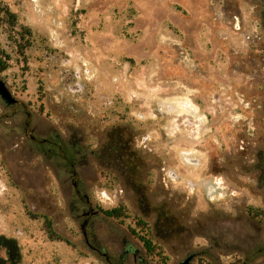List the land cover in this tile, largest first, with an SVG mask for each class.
<instances>
[{
    "label": "rangeland",
    "instance_id": "1",
    "mask_svg": "<svg viewBox=\"0 0 264 264\" xmlns=\"http://www.w3.org/2000/svg\"><path fill=\"white\" fill-rule=\"evenodd\" d=\"M82 63L71 108L56 90ZM0 79L53 142L30 144L0 103V236L15 264H106L83 243L70 164L111 259L129 246L127 264H264V0H0ZM112 132L140 163L132 184L107 160ZM213 179L224 188L208 200Z\"/></svg>",
    "mask_w": 264,
    "mask_h": 264
},
{
    "label": "flooded vegetation",
    "instance_id": "2",
    "mask_svg": "<svg viewBox=\"0 0 264 264\" xmlns=\"http://www.w3.org/2000/svg\"><path fill=\"white\" fill-rule=\"evenodd\" d=\"M67 86H68L67 84H65V85L60 84V89L56 90V93L59 95V98L61 100H67V101L69 100V102L71 103L70 107L72 108L78 103L79 98L78 97L72 98V97H70L69 93H65L62 90V87L66 88ZM11 96H12V94H11ZM12 97L14 100L10 104H7L0 99L2 110L10 109V114L9 115L3 114V116L5 118H8L9 123L13 122L16 125H18L19 123H17L15 118L17 116H22L23 117V123L22 124H23L24 138L33 146H37V148H38L39 146H43V145H49V146L52 145L53 142L48 140V139L42 138V139L38 140L35 137L36 126L33 125V116L30 112L29 106L26 105L21 100L15 98L14 96H12ZM116 135H118V132L117 133L112 132L110 135V145H109L108 150H107V160L110 161L109 157H111V159L114 160V162H115L114 165L117 167V171H122V172H120V178L122 180H123V178L121 177V174H124L125 172L128 173L127 177H128V179L131 180V184H132V182L135 181L136 176H137V171L139 170V167H141V166L135 157L136 155L132 151L128 150L129 153L118 154L116 157H114L113 149L115 148L114 147V140H115ZM144 138L147 139L146 136H141L139 138V145L145 144V142L147 140L144 142V140H143ZM55 146H56L59 154H61V156L64 158V160L68 162L65 153L60 149V145L55 144ZM38 150L42 151L40 149H38ZM50 151H51L50 149L47 150V152H50ZM70 168H71V172H72L71 184H72L73 191H74L76 197L78 198V200L80 202H82L84 204V206L86 207V208L80 210L79 212L73 211V213L75 212L74 217L80 221V227L79 228H80V234H81L83 243L85 244L86 248H88L92 252H95L96 254L101 256V258H103V260L105 261L106 264H127V256L130 252L129 246L124 248L122 250V252L117 255V258L115 260H113L105 252L106 250L104 248L98 249L96 246L92 245L93 241L96 242L97 236L95 235L96 234L95 231H92V233H94V234L89 232L91 229L90 220L98 214V211L92 207L91 203H90V207H88V205L86 204V201L87 200L89 201V198L86 194H84L81 191V189H79V187H78V175L76 174V172L74 170V166L72 164H70ZM75 174H76V176H75ZM74 185H76L77 189L74 188ZM77 193H79V194H77ZM164 225L165 224L162 223L161 227H163ZM82 227H83V232H82ZM2 238L3 237L0 236V241ZM123 242H125V241H123ZM0 248H2V246H0ZM3 248L5 249V247H3ZM133 260L135 261L134 254H133Z\"/></svg>",
    "mask_w": 264,
    "mask_h": 264
},
{
    "label": "built area",
    "instance_id": "3",
    "mask_svg": "<svg viewBox=\"0 0 264 264\" xmlns=\"http://www.w3.org/2000/svg\"><path fill=\"white\" fill-rule=\"evenodd\" d=\"M89 75H90L89 70H88L87 66L83 63L80 65V68L73 70V72L70 75L71 78L69 81L64 82L63 81V74H61V77L59 80L60 84H63V85L67 84L68 85L66 88H63L64 87L63 86L62 90L65 93H69L70 97H72V98H77V97L79 98L80 95L82 94L83 90H84V83L89 81V79H90ZM64 79H65V77H64ZM182 109L184 111L189 112L187 114H191L192 116L196 114V112L193 110V108L189 107L188 105L182 106ZM166 111L167 112H174L175 110H174V107L168 105L166 107ZM143 140L145 142L147 139L144 138ZM193 160L194 159L187 158V157L184 158V162H186L187 164H191V165L194 164V163H192ZM167 178H169V180H173L174 176L169 173V174H167ZM220 183L221 182L219 180L213 179L211 181L204 182L203 187H205L206 184H211V185H214L215 187H218L220 189L219 190V192H220L223 189ZM190 186L192 187V185H190ZM219 194H213L212 196H218Z\"/></svg>",
    "mask_w": 264,
    "mask_h": 264
},
{
    "label": "trees",
    "instance_id": "4",
    "mask_svg": "<svg viewBox=\"0 0 264 264\" xmlns=\"http://www.w3.org/2000/svg\"><path fill=\"white\" fill-rule=\"evenodd\" d=\"M127 146V141L122 138V134L118 133L116 135L115 140H114V157H116L118 154H123V153H129ZM120 211L116 209H112L109 211H105V215L107 217H119L120 214H118ZM0 246L5 247L6 249V259L3 260L0 258V264H15L16 263V252L14 248V242L12 240H7V239H1L0 241ZM147 249H149L147 247Z\"/></svg>",
    "mask_w": 264,
    "mask_h": 264
},
{
    "label": "water",
    "instance_id": "5",
    "mask_svg": "<svg viewBox=\"0 0 264 264\" xmlns=\"http://www.w3.org/2000/svg\"><path fill=\"white\" fill-rule=\"evenodd\" d=\"M0 99L7 103L10 104L13 102V97L11 96L9 90L7 89L5 83L0 79ZM192 163H197V160H193ZM76 176V174H75ZM74 188L77 189L76 185H74ZM219 188L215 187L214 185L211 184H206L204 187V191H205V197L206 199L210 200L212 199V195L213 194H219ZM79 194V193H77ZM86 204L88 205V207H90V202L87 200ZM82 232H83V227H82ZM191 261V256L186 257L182 262H180L179 264H189V262Z\"/></svg>",
    "mask_w": 264,
    "mask_h": 264
},
{
    "label": "bare ground",
    "instance_id": "6",
    "mask_svg": "<svg viewBox=\"0 0 264 264\" xmlns=\"http://www.w3.org/2000/svg\"><path fill=\"white\" fill-rule=\"evenodd\" d=\"M224 188V187H223Z\"/></svg>",
    "mask_w": 264,
    "mask_h": 264
}]
</instances>
